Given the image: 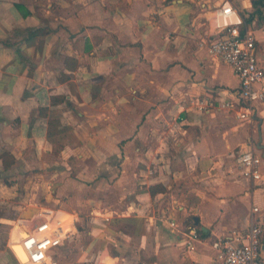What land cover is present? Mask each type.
<instances>
[{"label": "crops", "instance_id": "obj_1", "mask_svg": "<svg viewBox=\"0 0 264 264\" xmlns=\"http://www.w3.org/2000/svg\"><path fill=\"white\" fill-rule=\"evenodd\" d=\"M233 1L248 12L264 67V11L254 13L252 0ZM216 5L217 0H0V153L15 157L8 171L0 160V179L30 165L48 173L77 171L52 187L67 198L60 208L79 214V226L90 219L81 210L93 200L79 189L126 199L125 212L115 206L99 213L119 219L111 233L90 230L84 256H92L93 264H108L106 252L112 264H221L210 243L244 230L252 207L264 208V164L259 182L240 172L216 183L211 179L225 165L212 162L215 153L229 158L253 149L264 160V106L255 104L251 121L216 108L235 100L240 88L232 68L201 46L216 33ZM199 97L215 108L197 112L191 102ZM180 115L186 133L171 129ZM52 121L56 128L49 133ZM212 129L221 134L216 142ZM172 139L176 144L169 149L165 142ZM174 151L202 171V185L189 203L196 211L192 226L205 235L191 250L161 222L172 216L190 225L188 202L166 195L163 172L169 174ZM152 164L156 177L149 174ZM119 166L125 173L117 176ZM128 172L138 173L137 183ZM158 184L167 191L152 195L150 188ZM138 186L146 188L144 202ZM42 221L38 214L20 219L13 231L24 223L38 228ZM123 222L133 223V230L119 227ZM22 240L8 241L14 255L8 244L0 249V264L21 263L13 245Z\"/></svg>", "mask_w": 264, "mask_h": 264}, {"label": "built area", "instance_id": "obj_2", "mask_svg": "<svg viewBox=\"0 0 264 264\" xmlns=\"http://www.w3.org/2000/svg\"><path fill=\"white\" fill-rule=\"evenodd\" d=\"M214 13L219 21L216 33L214 38L203 40L201 46L210 57L230 66L240 80L236 99L216 108L235 113L240 121H251L256 114L255 104L264 106V67L258 60L255 33L248 26V14L233 0H217ZM191 104L197 112L215 108L201 97L193 99ZM182 109L185 110L183 106ZM185 125V120L178 116L171 129L183 132ZM263 164V158L253 149L241 151L236 157L237 172L252 182L262 180ZM149 174L155 175V171L150 170ZM37 214L43 221L22 242L30 256V264H59L58 250L79 234L80 216L59 206L41 207ZM161 222L187 250L202 242L195 226L179 222L172 216H166ZM8 246L12 250V246ZM210 246L221 264H264V208L252 207L247 228L234 231L230 237L218 238Z\"/></svg>", "mask_w": 264, "mask_h": 264}, {"label": "rangeland", "instance_id": "obj_3", "mask_svg": "<svg viewBox=\"0 0 264 264\" xmlns=\"http://www.w3.org/2000/svg\"><path fill=\"white\" fill-rule=\"evenodd\" d=\"M243 11L245 14H248L247 11L245 10ZM232 77H233L232 74L231 76L230 75L227 76L229 80ZM185 114H186L185 117L189 115L187 113ZM182 116L184 117V115ZM182 116L180 115L181 118ZM234 125H236V122ZM187 126L188 124L184 126V130L187 128ZM186 131L184 133H186ZM217 133L218 131L212 129L211 136L214 142H216L217 138L221 137V134H217ZM180 136L182 135L180 134ZM167 142L169 149L170 148L172 149L173 145L176 144V142H174V139L166 140L165 143ZM234 155L237 156L236 151L234 152V154L232 153V155L229 158L226 157L227 154L224 152L215 153L211 156L212 162H215L217 160L225 162V165L224 164H221V166L217 165L220 168L217 167V169L214 172H212L211 179L213 183H216V181L221 179L225 180L227 178L226 175L227 173L232 178L239 176L237 174L239 172L236 171L237 168H236V161ZM181 157H182L181 152L174 151L172 155L173 161L172 163L169 162V167H168L169 174L163 172L165 173V175H167L165 184L167 185L168 191L166 192V195L168 197L171 196L175 199L177 198L179 201L178 203L180 204H182L185 201L188 202V204L186 205V209H187L186 219L190 225H193L194 224L193 218H194V214H196V211L192 209L193 206L189 203L190 202L189 200L193 196V193L196 191V189L194 188L197 185L198 186L202 185L203 180L201 179L202 178L201 175L200 177H198L199 174L202 173V171L199 169L197 171L192 169L194 167L191 168V166H195L194 165L195 160L191 159L189 163H187L186 160L183 161ZM118 164L120 165L121 161L118 162ZM121 167L122 166H119L121 171H118L116 173L117 176H120L121 174L125 173L122 172L123 168ZM154 167H156V165L152 164L149 168L151 170L154 169ZM77 174H78L77 171H71V170L65 172L58 171L55 173L50 171V173H48L44 171H38L35 169V166L30 165V169L28 171L21 172L20 170L17 169L11 170L7 173L6 177H3L2 180L0 179V212L2 216L0 219V249L1 250L4 249L5 246H7L8 241H10V239L11 241L22 240L32 230L29 224L24 223L22 227L19 226L18 228H16V232L14 231L12 232L14 227L17 224H19V222H17L18 220L30 219L31 216L38 213L39 208L44 206L55 205V203L58 201H59L58 205L60 207L61 205L60 203H64V201H66L67 198L64 196L63 198H61L60 196L58 197V193L54 192L55 189L54 187H52V184L56 183V181H60V179L66 180L67 177L69 176L75 177ZM134 174H132V172H128L129 177L133 176L134 180L137 183L139 180L138 173H137V177L134 176ZM156 174L157 173H155V175ZM219 175H221L222 177H220ZM85 182L86 181H82V183ZM92 182L94 181H91V183ZM78 191L80 192L83 191L84 196L87 194V196L93 199L91 202L85 203L86 205L84 209L81 210V212L85 216L89 215L90 219L87 220L84 219L85 222L79 226V230L81 231L80 234L76 235L75 238H73L70 242H68L64 247L60 248L58 252L59 264H93L94 262L92 260L93 258H91L92 256H87V258L84 256L85 252L88 253V251L85 249L86 246L84 244H88L89 242L88 239L89 237H91V233L89 234L90 230L92 228H101L103 231L108 230L111 233V229L113 228V226L118 225L116 222H120V221L119 219H115L116 217H114V215L113 218L109 220H107L106 217L101 215L102 213L104 214L110 213V211L106 212L105 208L111 207L112 209L115 206L116 207L120 206V210L118 213L125 212L127 210V206L124 203H122L123 200L126 199L118 198V194L116 193L108 192L105 193L104 195L102 194L99 195L97 193L96 195L95 193H93L94 190L87 191L86 188L79 189ZM145 191L146 188L144 189V187L143 188L141 186H138V188L136 187V192H138L139 194L141 193L139 195L140 199L144 198L143 192ZM118 201H120V203H118ZM144 201L145 199H143L140 202H144ZM143 204L146 208L148 207L147 203H143ZM184 211H180V217H181L180 220L184 219V215H183ZM155 215H157V212L155 213ZM128 222H123L121 225H119V227L128 229V232L132 231L133 230L132 226L134 225L133 223L128 224ZM155 223L156 222H154L153 225L156 226ZM29 229L31 230L29 231ZM161 232H164L165 235H168L164 229H162ZM11 253L13 254V252ZM95 254L96 253L94 252L93 254L94 257ZM104 255L107 257L106 262L108 264H112L113 262L112 258L107 256L110 254L106 252ZM87 260H91V261H87Z\"/></svg>", "mask_w": 264, "mask_h": 264}, {"label": "trees", "instance_id": "obj_4", "mask_svg": "<svg viewBox=\"0 0 264 264\" xmlns=\"http://www.w3.org/2000/svg\"><path fill=\"white\" fill-rule=\"evenodd\" d=\"M252 3H253V6H254V13L258 14V15H261L263 14V11H264V0H252ZM254 13L251 14V17L254 15ZM67 61H69L68 59L66 60V63ZM75 68V67H74ZM56 128V123L55 122H50L49 123V133L53 130H55ZM0 160L2 162V167L4 169V171H8L14 164H15V157L13 154H11L10 152L8 151H3L0 153ZM167 190L166 188L161 185V184H158L157 186H154V187H151L150 188V192L152 195H155L156 193H165ZM1 212H0V219H1ZM169 235H170V231L165 228ZM198 232L200 234V236H204L205 234L203 233V231L199 230L198 229Z\"/></svg>", "mask_w": 264, "mask_h": 264}, {"label": "bare ground", "instance_id": "obj_5", "mask_svg": "<svg viewBox=\"0 0 264 264\" xmlns=\"http://www.w3.org/2000/svg\"><path fill=\"white\" fill-rule=\"evenodd\" d=\"M220 22L222 23L223 22V20H222V18H220ZM37 228H35V229H32V232L34 231V230H36ZM12 232H13V230H12ZM28 236V235H27ZM26 236V237H27ZM25 237V238H26ZM11 238V237H10ZM24 240V239H23ZM23 240L21 241V242H17V243H15L14 245H13V248H14V250L16 251V253H17V255H18V257H19V260H20V262L21 263H23V264H30V256H29V254H28V252L24 249V247H23V245H22V242H23ZM12 251H13V249H12ZM13 254H15L14 253V251H13Z\"/></svg>", "mask_w": 264, "mask_h": 264}, {"label": "water", "instance_id": "obj_6", "mask_svg": "<svg viewBox=\"0 0 264 264\" xmlns=\"http://www.w3.org/2000/svg\"><path fill=\"white\" fill-rule=\"evenodd\" d=\"M34 218H35V217H34ZM194 220H195V224H196V226L199 225V219H198V218H195ZM17 222H19V220H18ZM23 222H24V221H23ZM10 241H11V239H10Z\"/></svg>", "mask_w": 264, "mask_h": 264}]
</instances>
